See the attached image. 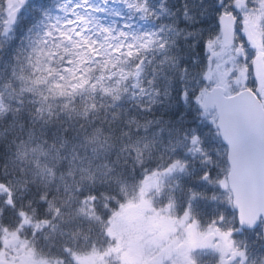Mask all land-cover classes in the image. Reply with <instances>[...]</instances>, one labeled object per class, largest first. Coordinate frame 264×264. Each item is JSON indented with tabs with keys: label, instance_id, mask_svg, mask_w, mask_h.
I'll return each mask as SVG.
<instances>
[{
	"label": "trees",
	"instance_id": "trees-1",
	"mask_svg": "<svg viewBox=\"0 0 264 264\" xmlns=\"http://www.w3.org/2000/svg\"><path fill=\"white\" fill-rule=\"evenodd\" d=\"M9 1L0 0V247L3 234L13 231L51 261L72 264V255L102 250L110 218L154 172L165 176L164 202L177 212L189 209L205 225L240 227L222 184L229 165L216 111L201 104L213 86L208 45L221 37L220 16L233 10V0L150 1L156 16L145 27L156 32L155 41L135 55L100 53L90 38L71 34L65 0H25L4 36ZM246 2L254 7L259 0ZM252 45L238 25L246 87L255 88ZM90 50L98 51L87 57ZM140 60L135 80L109 77L113 70L135 71ZM95 128L112 149L102 180L85 185L79 207L61 210L43 179L45 153ZM117 155L120 163L113 164ZM177 163L184 167L169 176ZM262 229L238 231V241L264 245ZM260 253L255 264L264 261V248Z\"/></svg>",
	"mask_w": 264,
	"mask_h": 264
},
{
	"label": "rangeland",
	"instance_id": "rangeland-1",
	"mask_svg": "<svg viewBox=\"0 0 264 264\" xmlns=\"http://www.w3.org/2000/svg\"><path fill=\"white\" fill-rule=\"evenodd\" d=\"M24 1L16 0L14 6L22 5ZM150 1L153 0H65L68 29L76 37L90 38L97 45L96 48L100 53L123 50L130 55L138 54L150 47L156 37V32L147 30L145 27L156 16L150 6ZM11 2L10 0L9 4ZM259 3L260 8L254 11L244 5L240 6L244 14L243 20H250L253 25L255 41L252 47L256 53L253 67L254 72L256 71L261 78V82H264L262 30L264 23L262 20L258 21V17L264 18V0H259ZM235 48H225L222 37L212 40L208 45L212 59V67L208 76L213 86L224 85L228 94H233L247 86L244 80L246 58L240 56L242 53L237 54ZM98 50L87 51L85 55L94 56ZM133 73L134 71L128 69H118L111 71L109 77L116 76L119 84H123ZM206 91L201 96L202 105ZM183 167L181 163L175 164L171 167L169 176L175 175L173 171ZM165 182V176L161 172L149 174L136 199L121 206L110 218L106 228V233L111 238L109 244L100 251L96 249L87 254L72 255V264H112L114 262L126 264L127 262H123L124 255L131 250H138L142 253L143 262L141 264H165L167 261H172V264H182L181 259L186 252L188 241L186 242L185 238L182 241L175 237L174 241L170 238L167 242L161 243L151 232L156 228L165 230L171 227L176 236L189 232V237L194 240L207 233L208 228L203 229L199 224H193L191 229H185L192 213L183 216L186 210L177 212L173 202H164ZM222 184L227 188L226 180L222 181ZM179 236L182 237V235ZM220 238L222 244L231 242L228 234L220 235ZM236 244L242 245L238 237ZM256 260L254 259L253 264ZM0 264L69 263L37 257L28 239H24L17 232L7 231L2 237ZM261 264H264V261Z\"/></svg>",
	"mask_w": 264,
	"mask_h": 264
},
{
	"label": "water",
	"instance_id": "water-1",
	"mask_svg": "<svg viewBox=\"0 0 264 264\" xmlns=\"http://www.w3.org/2000/svg\"><path fill=\"white\" fill-rule=\"evenodd\" d=\"M12 0L9 14L5 21L3 35L8 36L15 25L22 5L16 6ZM235 16L233 12L221 15L222 43L231 48L235 40ZM248 41H255L249 23H245ZM242 49H236L240 54ZM143 60L135 68V80L141 71ZM244 72V77H245ZM262 83L255 89L245 87L233 94L227 93L222 84L212 86L206 91L203 108L214 109L217 114L216 126L222 142L227 146L229 171L228 188L232 193V205L237 211L239 225L248 230L255 229L263 222L264 239V103L260 97ZM170 230L163 232L160 240H164ZM211 237L208 243L211 241ZM210 244L207 245V247ZM142 254L133 252L127 256L128 264H140Z\"/></svg>",
	"mask_w": 264,
	"mask_h": 264
},
{
	"label": "clouds",
	"instance_id": "clouds-1",
	"mask_svg": "<svg viewBox=\"0 0 264 264\" xmlns=\"http://www.w3.org/2000/svg\"><path fill=\"white\" fill-rule=\"evenodd\" d=\"M111 151L109 137L100 128L87 132L75 142L62 139L59 147L54 143L49 145L43 166L47 175L43 179L61 210L79 207L82 202L79 193L84 191L85 185L102 180ZM112 163H120L118 155Z\"/></svg>",
	"mask_w": 264,
	"mask_h": 264
},
{
	"label": "flooded vegetation",
	"instance_id": "flooded-vegetation-1",
	"mask_svg": "<svg viewBox=\"0 0 264 264\" xmlns=\"http://www.w3.org/2000/svg\"><path fill=\"white\" fill-rule=\"evenodd\" d=\"M244 5V7H247V2L246 0H233V10H230L233 12L234 16H235V29L238 25H241L243 27L242 29V33H245V23L246 21L249 23L252 32L254 33L253 30V25L251 24L250 20H243L244 18V14L242 12L241 6ZM248 9H250L251 11L254 10H258L260 8V3L256 4L254 7H247ZM264 23V18L263 17H258V21ZM259 22V23H260ZM235 35H236V31H235ZM245 35V34H244ZM222 36V35H221ZM235 44V43H234ZM242 48L241 46H233L232 48ZM236 48H235V52H236ZM244 54L243 48H242V54ZM255 75V80H256V85L260 82L262 83V92H261V99H264V82H261V78L257 75L256 71L254 72ZM247 81V78H246ZM255 85V87H256ZM192 212L190 210H186L183 213L184 215H189ZM192 215V214H191ZM190 215V220L188 221L187 227L185 228L186 230L191 229L192 225L195 224H199V226H201V228L203 229H207L208 231L207 233H205L202 237H198V239H191L189 237V232H183L179 235H182V237H180L179 235L176 236V234L173 232V229L171 227H167L165 230H161L160 228H156L154 229L151 233L152 235H156V237L158 238V240L162 243L167 242L170 238L172 239V241L176 240L175 237L178 240H182L183 238H185L186 242L188 241L187 244V248L185 249V254L183 255L181 262L182 264H253L254 263V259H257L258 256H261L260 251L262 250V248H264V245H260V244H255V245H237V232L238 231H242V230H248V229H243L241 227L236 228V227H231L229 229H223L221 228L219 221H211L208 224H204L203 222H201V220H198L197 218H195V216L193 215L191 217ZM167 229L170 230V233L168 234V236L164 239V240H160L163 232H165ZM263 231V229H262ZM227 235L229 236V238L231 239V242H228L229 244H222L220 242L221 238L220 235ZM212 238L210 243H208L209 238ZM106 241L108 240V244H109V240H111V238H109V235L107 234V236L105 237ZM263 238V237H262ZM210 244L208 247L207 245ZM250 246H257L255 248L254 251H251L252 249H250ZM250 247V248H247ZM104 249V248H103ZM100 251V250H97ZM126 251H124L125 253ZM133 252H138V250H131L128 253H126L124 255V261L123 262H127V256ZM140 252V251H139ZM141 253V252H140ZM142 254V253H141ZM143 256V255H142ZM143 262V260H142ZM141 262V263H142ZM117 262H114L112 264H116ZM140 263V264H141ZM127 264V263H126ZM165 264H172V261H167ZM261 264V263H260Z\"/></svg>",
	"mask_w": 264,
	"mask_h": 264
}]
</instances>
